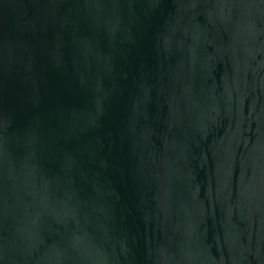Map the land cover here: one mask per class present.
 Wrapping results in <instances>:
<instances>
[{"label":"water","instance_id":"obj_1","mask_svg":"<svg viewBox=\"0 0 264 264\" xmlns=\"http://www.w3.org/2000/svg\"><path fill=\"white\" fill-rule=\"evenodd\" d=\"M0 264H264V0H0Z\"/></svg>","mask_w":264,"mask_h":264}]
</instances>
